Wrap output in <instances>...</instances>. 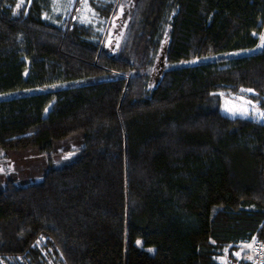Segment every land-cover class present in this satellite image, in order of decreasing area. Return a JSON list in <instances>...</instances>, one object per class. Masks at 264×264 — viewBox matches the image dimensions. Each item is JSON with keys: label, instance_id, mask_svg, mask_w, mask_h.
Masks as SVG:
<instances>
[{"label": "trees", "instance_id": "16d2710c", "mask_svg": "<svg viewBox=\"0 0 264 264\" xmlns=\"http://www.w3.org/2000/svg\"><path fill=\"white\" fill-rule=\"evenodd\" d=\"M78 2L59 27L48 1L0 0V150L48 163L0 185V264H223L264 243V48L234 56L259 45L264 0H134L113 52Z\"/></svg>", "mask_w": 264, "mask_h": 264}, {"label": "rangeland", "instance_id": "374dc122", "mask_svg": "<svg viewBox=\"0 0 264 264\" xmlns=\"http://www.w3.org/2000/svg\"><path fill=\"white\" fill-rule=\"evenodd\" d=\"M14 14L18 15L31 0H12ZM50 3L49 10L45 13L46 21L50 24L62 27L74 9L77 0H45ZM18 5H20L18 7ZM110 8L113 13L112 19L105 16V10ZM134 0H80L78 8L75 11V21L81 26L91 27L95 33V38L101 36L103 48L107 51H116L125 35L127 23L130 20ZM264 48V29L261 33L259 45L251 50L242 51L234 56L251 55L262 52ZM224 56L211 57V60ZM208 59V60H210ZM205 59H195L189 61V65H196ZM27 74V73H26ZM154 80V79H153ZM55 89V87L38 88L40 91ZM16 95V94H15ZM10 95L0 96V99L7 98ZM255 93L251 90H241L235 98L237 101L249 107H258L259 102H255L253 97ZM47 109L46 114L50 111ZM73 139V138H71ZM71 139L58 142L55 145L54 167H59L75 159L78 156L76 146ZM48 168L47 159L39 156L33 150L22 152H7L0 150V185L5 181L14 179L16 182L32 183L38 181Z\"/></svg>", "mask_w": 264, "mask_h": 264}, {"label": "crops", "instance_id": "0c3cea01", "mask_svg": "<svg viewBox=\"0 0 264 264\" xmlns=\"http://www.w3.org/2000/svg\"><path fill=\"white\" fill-rule=\"evenodd\" d=\"M255 240L250 243H245L240 248L233 252V258L227 260L223 258L221 262L223 264H250L253 259L252 250L255 245Z\"/></svg>", "mask_w": 264, "mask_h": 264}, {"label": "built area", "instance_id": "2783aa9c", "mask_svg": "<svg viewBox=\"0 0 264 264\" xmlns=\"http://www.w3.org/2000/svg\"><path fill=\"white\" fill-rule=\"evenodd\" d=\"M253 259L251 264H264V243L257 240L252 250Z\"/></svg>", "mask_w": 264, "mask_h": 264}, {"label": "water", "instance_id": "95a60500", "mask_svg": "<svg viewBox=\"0 0 264 264\" xmlns=\"http://www.w3.org/2000/svg\"><path fill=\"white\" fill-rule=\"evenodd\" d=\"M165 51H166V48L163 52V55L161 56V60L159 62V65H158V70H157V75H156V81H158L163 73V69H164V59H165Z\"/></svg>", "mask_w": 264, "mask_h": 264}, {"label": "snow or ice", "instance_id": "6c2138e0", "mask_svg": "<svg viewBox=\"0 0 264 264\" xmlns=\"http://www.w3.org/2000/svg\"><path fill=\"white\" fill-rule=\"evenodd\" d=\"M20 5H18V7H19ZM262 115H264V114H262Z\"/></svg>", "mask_w": 264, "mask_h": 264}]
</instances>
